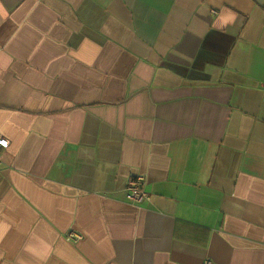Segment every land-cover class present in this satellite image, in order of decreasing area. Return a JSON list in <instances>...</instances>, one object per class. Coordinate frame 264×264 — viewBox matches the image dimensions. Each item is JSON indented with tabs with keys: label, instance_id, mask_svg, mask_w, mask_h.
Segmentation results:
<instances>
[{
	"label": "crops",
	"instance_id": "0c3cea01",
	"mask_svg": "<svg viewBox=\"0 0 264 264\" xmlns=\"http://www.w3.org/2000/svg\"><path fill=\"white\" fill-rule=\"evenodd\" d=\"M0 134V264H264V0H0Z\"/></svg>",
	"mask_w": 264,
	"mask_h": 264
},
{
	"label": "built area",
	"instance_id": "2783aa9c",
	"mask_svg": "<svg viewBox=\"0 0 264 264\" xmlns=\"http://www.w3.org/2000/svg\"><path fill=\"white\" fill-rule=\"evenodd\" d=\"M10 145V141L0 134V164H1V153L7 149ZM144 180L141 177L130 178L127 188L125 190L126 200L130 204L141 206L151 200L150 194L144 188ZM67 239L73 242H78L82 239V236L71 232L67 234ZM204 264H212L210 261H206Z\"/></svg>",
	"mask_w": 264,
	"mask_h": 264
}]
</instances>
